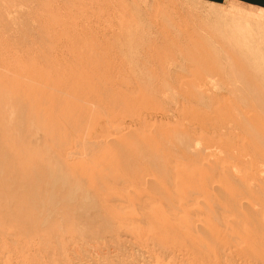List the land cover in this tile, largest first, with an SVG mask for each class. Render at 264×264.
<instances>
[{
	"label": "rangeland",
	"instance_id": "1",
	"mask_svg": "<svg viewBox=\"0 0 264 264\" xmlns=\"http://www.w3.org/2000/svg\"><path fill=\"white\" fill-rule=\"evenodd\" d=\"M197 50L201 53L196 61ZM250 58L264 60L261 4L241 0H0V100L18 97L24 90L28 94L38 84L49 103H58L59 109L50 111L58 120L67 116L77 120L71 116L72 104L77 109L84 101L96 105L98 109L92 112L96 121L88 131L99 136L98 144L112 141L96 158L75 154L62 159L55 149L62 138L48 136L52 127L42 131L47 136L35 147L30 146L34 136L26 129L12 143L17 132L11 127L12 135L0 129V146L8 151L0 149V158L4 154L17 157L19 172L35 166L40 174L57 167L70 171V165H76L92 179L87 185L98 189L90 201L97 203L108 194L115 204L108 212L93 213L87 224L78 213L69 216L67 227L81 226L70 230L67 241L56 242L57 236L35 243L0 240V264H246V255L253 260L251 264H264L254 260L262 258L261 248L231 249L218 256L211 246L210 250L202 248L201 232L184 236L182 225L171 224L173 215L181 211L172 206L173 193L196 187L190 185L193 178H211L229 190L237 178H244L251 190L259 186L264 192V96L259 94L264 92L260 80L264 67L256 68ZM8 105L12 104L0 105L3 130ZM256 125L260 134L252 136ZM199 151L204 156L201 160ZM186 158H192L191 162ZM199 163L209 171L197 174ZM170 164L174 166L171 180L166 177ZM2 167L5 172L0 168V181L4 183L11 165ZM129 172L131 180L144 174L152 185L133 188L127 181L116 188L114 176L127 177ZM62 177L68 182L71 175ZM155 184L158 194L151 190ZM115 189L130 194L129 200H116ZM139 199L144 204L132 206ZM184 203L179 205L189 207L192 218L206 221L208 217L205 227L214 226L201 203ZM232 230L220 236L237 234L238 229ZM74 234L80 238H71ZM39 241L44 244L38 245Z\"/></svg>",
	"mask_w": 264,
	"mask_h": 264
},
{
	"label": "bare ground",
	"instance_id": "2",
	"mask_svg": "<svg viewBox=\"0 0 264 264\" xmlns=\"http://www.w3.org/2000/svg\"><path fill=\"white\" fill-rule=\"evenodd\" d=\"M131 27L133 28L134 26ZM222 33L225 34V31H222ZM179 44L182 45V43ZM236 44H233L232 47H235L236 49L239 50V46ZM192 47H198V46L193 45ZM246 49L248 51L250 50L248 48ZM199 53H201V51L197 50L196 53L197 55H195L193 58L194 60L197 61V59H199V55H198ZM257 59L256 61H254L255 59L250 58L253 64H255L254 66L256 68H259L260 66L264 67V60L259 61ZM261 77L260 80L264 81V77L263 76ZM25 83L27 84V82ZM31 85H29V87ZM36 85L34 86L39 89V86ZM38 89L34 91L32 89L31 90L32 92L29 91L28 94L27 91L26 93H24L25 90L24 92L21 91L20 95H18V97L16 96L17 98L9 97L11 99L10 102H8L9 100L8 97H4V95H6L5 93L3 94V97L5 99H1L2 101L0 100V105H2V103L3 106L4 104L6 105L8 103L12 104L11 106L8 105L10 107L4 110L5 111L4 118L5 121L7 122L6 126L3 127L5 129L3 130L0 127L1 131H3L4 133L6 132V134L11 127H13L12 129L17 132V134L12 133L13 135L8 132L9 134L12 135V139H13L12 143L17 142L18 138L20 137V131L26 129L31 133L32 136H34L33 142L29 143L30 146L31 147L38 146L40 144L39 140L43 141V139L46 138L45 136H47L42 133L43 130L44 132L45 130L47 131L46 127H50V128L52 127L50 130H48V136L52 135L55 140L58 139L60 140V138H62L63 141L62 144L55 146L56 151L61 153L60 158L62 157V159H69L75 154L78 155L82 154L85 159H90V158L93 159L100 155V150L105 151V148H107V146L112 143L111 140L108 141L106 139L108 135L105 136L104 134L106 133L105 130L101 131V134L104 136L103 139H106L104 143L107 142V144L105 143L104 145H102V143L100 142L98 144L99 136L97 134H92L88 131L89 126L96 121V118L92 113L93 111L98 109L96 105H91L90 103H86L84 101L85 104L80 106L78 110L76 105L72 104L73 107L71 110H73V114H71V116L72 118L78 117L77 120L72 121L71 118H68L70 116L63 117L64 114L60 116L63 117L60 118L62 120H58V118L57 119L55 118L56 116L54 114L53 115L55 117L50 113V111L54 113V111H57V109H59L58 103L56 102V100L55 103L54 102L51 103V101L49 103V99L47 100V98H45L44 96L45 89L42 88H41L42 90H38ZM256 94L258 96L259 94L264 96V92L262 91H260L259 94L258 93ZM70 100H71V96H70ZM76 101L79 103L78 100ZM3 106L1 108H3ZM76 109L78 112L76 111ZM74 111L78 114H76ZM47 113H49V115ZM99 115H102L101 110H99ZM22 120L25 123V125L23 124ZM58 126L61 127L58 128ZM100 129L101 128H99V131ZM251 131H252L250 132L251 135L254 136L255 134L258 133L260 134L261 128L260 126L256 125L252 127ZM78 134L80 136H78ZM14 135L15 138H13ZM21 138L20 140L22 141ZM1 147L2 146H0L1 150L4 149ZM14 148L16 149L20 147L14 146ZM40 148L42 150L44 149L42 145H40ZM202 157L204 156L201 155V151H199L198 160H201ZM18 160L19 159L17 157L15 159H10L6 154H4L0 158L1 171L3 168L2 165L4 166L8 164L11 165L10 170L8 171V176H7L8 179L6 178L5 182L3 181L4 183L0 181L1 182L0 183V240L3 242H8L9 240L21 239L25 243L26 241L35 243V241L41 240L44 237H48V236L51 237L57 236V240H55L56 242L58 241V239L60 241H65L66 238H69L68 233H72L70 232V230L76 231L77 230L76 228H79V226H81L75 223L70 227H67L68 225L66 224H68L67 221L69 220L68 218L69 216L78 213L79 215H81L83 218L86 219L85 224H87L89 222V218L93 213L97 211L108 212V208L109 209L112 208V205L115 206L114 202L108 200L109 197L108 194L101 195L102 199L101 201L97 200V203H93L94 201L93 202L90 201L91 197L97 194L96 192H98V189L94 190L87 185V181L92 182V179L88 177V173H84L80 171L79 170L80 167H77L76 165L75 166L70 165V171H66L65 169H61L60 167H57L54 170L51 169L46 170L45 174L38 173L39 171H37V167L33 166V168L29 172L26 171L27 172L26 173V172H19L18 166L20 165V163H17ZM186 160L189 159L186 158ZM191 160L192 158L189 160V162H191ZM167 161L169 162L171 160L168 159ZM212 165L214 166L215 164L212 163ZM14 167L17 168L13 170ZM173 167L174 166H172V164H170L167 167L166 177H168L169 180L172 179ZM207 171H209L208 166L207 165L203 166L201 163H199V166L196 169V173L197 174L198 172L205 173ZM170 173H172V175ZM59 174H61L60 177H58ZM64 174L71 175L70 181L67 182L66 179L62 177V175ZM179 174L181 173L179 172ZM126 175L127 177L120 175L118 176V178H115L116 176H114L113 180H115L114 184H116V188L118 185H122L127 181L131 183L133 188L138 187L140 185L147 186L146 184L152 185L151 180L149 178L146 179L147 176L145 177L144 174H141L137 181L135 180V178L134 180H131L130 177L133 176L132 173L129 172ZM192 176L195 177V175ZM247 180L248 179L237 178L234 181V185H232L233 188L231 187L229 190L228 188L225 189L226 187L225 184L223 187H221V182L216 183V181L211 178H206L202 180L197 179V177L193 178V180L190 181V185L197 184L196 187L195 186L193 188L186 187L185 189H182L181 192L176 191L173 193L174 199L172 200L173 203L172 206L175 208L174 209L175 211H178L180 209L181 211H180V215L178 214L173 215L176 216V218H173L175 219V221H172L174 223L171 224L175 227H177L176 223L182 225L183 227L182 234L184 236L192 237L193 233H197V231L201 232L202 236H204V243L202 244V248L203 246L206 248H208V246H211V248L210 247L209 248L211 249L213 254L217 253L218 256L224 255L225 252L231 251V249L232 251L233 250L238 251L240 248H245V249H249L253 247L261 248L263 250L262 253L263 256L261 255L262 258L258 256L259 258L254 260L255 262L259 261L260 263L262 262L264 263V192L262 188L259 186L255 190H251L253 189V187H250L251 183L250 181ZM156 184L151 186L152 187L151 190H153L152 191L153 193L158 194L157 192H159V190L156 188ZM3 192L4 194L6 192L7 195L6 194L2 195ZM78 192H80L81 195H79ZM114 192H115L114 197L116 200L117 199H119L120 201L122 199L129 200L128 195L130 194H122L116 189L114 190ZM175 195H180L181 200L179 198H176ZM197 198H204L205 201L197 200ZM87 201H90L91 203L88 204ZM102 201L105 205L102 203ZM180 201L181 203L185 202L184 204L193 202L194 205L201 203V205L204 206V209L208 211L210 217H212L213 221L215 222L214 226L209 225V227L207 226L208 228L205 227L206 225L205 222H207L208 217L206 218V221L203 218L200 219H196V217L195 219L192 218V216H190L191 213L190 208L187 207L182 209V204L179 205ZM142 203L144 204V201H140L139 199L135 204L132 203V206L136 207V205L139 204L137 205V207H140L141 205H143ZM165 207H164L165 209L170 208L168 206ZM197 209L198 208L196 207L195 212H197L196 211ZM148 214H150V212ZM213 221L210 222V224L214 223ZM233 228L234 230L238 229L237 234H235L236 232L234 233V230H232L234 236L227 235L226 237L224 236V234L223 235L221 234L220 236V233H223L227 230L229 231ZM75 237L79 239L80 235L78 237L75 236L74 234L71 238H75ZM67 240L68 239H66V241ZM41 242L37 244L39 245L41 244ZM13 243L15 244V242H11V244ZM42 248L44 251L45 249L43 246ZM197 248L200 251V246ZM43 251L41 249V252ZM211 251H209V253ZM6 253L8 252L6 251ZM253 255H255V253ZM244 257H246V260H244L246 264H251V262L253 263L252 259H247L248 257L247 255ZM219 258L221 259V257ZM203 259H205V257H203Z\"/></svg>",
	"mask_w": 264,
	"mask_h": 264
},
{
	"label": "crops",
	"instance_id": "3",
	"mask_svg": "<svg viewBox=\"0 0 264 264\" xmlns=\"http://www.w3.org/2000/svg\"><path fill=\"white\" fill-rule=\"evenodd\" d=\"M241 1H244L245 3H251L252 5L253 4H261V5H264V0H241Z\"/></svg>",
	"mask_w": 264,
	"mask_h": 264
}]
</instances>
